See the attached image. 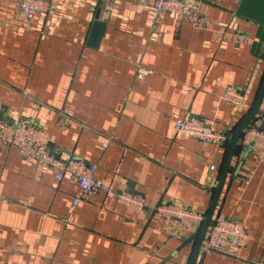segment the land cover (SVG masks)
<instances>
[{
  "label": "crops",
  "instance_id": "0c3cea01",
  "mask_svg": "<svg viewBox=\"0 0 264 264\" xmlns=\"http://www.w3.org/2000/svg\"><path fill=\"white\" fill-rule=\"evenodd\" d=\"M49 1L58 15L51 34L49 18L29 22L21 0H0V119L43 125L50 151L96 165L115 193L97 190L72 209L74 179H57L0 140V264H189L198 230L166 223L153 207L177 201L206 214L218 185L209 179L219 182L230 141L178 135L172 117L195 115L232 136L264 79V0H201L209 29L170 14L154 25L141 0H117L114 13L101 8L96 44L89 4ZM220 23L252 41L231 42L233 28ZM139 66L152 72L138 78ZM229 84L246 93L239 109L221 97ZM238 144L212 217L220 210L241 221L248 241L241 250L200 248L196 264H264V162L240 156ZM124 190L144 196L142 211L116 197Z\"/></svg>",
  "mask_w": 264,
  "mask_h": 264
},
{
  "label": "built area",
  "instance_id": "2783aa9c",
  "mask_svg": "<svg viewBox=\"0 0 264 264\" xmlns=\"http://www.w3.org/2000/svg\"><path fill=\"white\" fill-rule=\"evenodd\" d=\"M116 1L72 0L75 4H89L93 12L101 7L103 8V15L112 14L117 10ZM200 4L201 0H141L137 4V8L147 11L150 23L154 25L157 24L156 21L161 15L170 14L174 18L185 19L196 28L209 29L212 25V19L201 11ZM55 10L56 6L51 4L49 0H21L20 2V12L27 21L33 22L38 15L49 18L46 19V34L53 33ZM49 14L50 17H48ZM220 24L222 28H233L230 34L231 42L239 44L252 41V37L239 30L235 24ZM150 72H152L150 69L139 66L136 76L143 78ZM221 97L237 109L246 103L245 91L232 84L225 86ZM172 121L176 134H187L203 143L223 144L231 139L228 132L213 129L206 119L195 115L175 114ZM263 122L264 112H259L244 129V133L238 141V154L240 156L251 152L256 161L264 162V127H261ZM0 140L5 145L14 146L26 162L36 164L43 171L53 173L57 179L61 180L65 177L74 179L79 191L72 197V209H75L86 197L97 190L115 193L110 185L97 176L98 168L96 165L87 164L75 156L58 155L50 151L48 148L49 136L46 128L41 124L14 116L0 119ZM110 140V137H104L101 145L106 147ZM211 170L219 171V167L212 164ZM209 180L211 186L216 187L218 178L211 176ZM115 195L131 211L140 212L145 207L144 196L140 193L124 190ZM153 209L166 223L175 224L181 228L199 230L206 217L204 212L184 206L177 201L159 203ZM248 238V231L241 221L235 220L219 210L212 217L201 248L225 251L230 246L236 250H241L246 245Z\"/></svg>",
  "mask_w": 264,
  "mask_h": 264
},
{
  "label": "water",
  "instance_id": "95a60500",
  "mask_svg": "<svg viewBox=\"0 0 264 264\" xmlns=\"http://www.w3.org/2000/svg\"><path fill=\"white\" fill-rule=\"evenodd\" d=\"M105 27V21L101 20V7H98L96 9L95 15H94V21H93V28H92V33L90 36V40L96 44L99 40L100 35L103 33ZM264 99V79L261 84V87L259 89L258 95L256 97V100L254 102V105L251 109V111L244 117V119L236 126L235 130L233 131V134L230 139V144H229V152L227 153V157L225 160V163L223 165L221 174H220V179L215 191V195L212 201V204L206 213L205 220L198 230L197 236H196V242L194 249L192 251L191 257L189 264H196L197 257L200 252V248L202 245V241L205 237L206 231L209 228L211 222H212V214L216 205V201L219 197V194L222 190L223 184L226 180V176L229 171L230 167V162H231V154L235 150L237 143L239 141V138L241 137L243 130L252 122V120L255 118L262 101ZM261 127H264V122L261 124Z\"/></svg>",
  "mask_w": 264,
  "mask_h": 264
},
{
  "label": "trees",
  "instance_id": "16d2710c",
  "mask_svg": "<svg viewBox=\"0 0 264 264\" xmlns=\"http://www.w3.org/2000/svg\"><path fill=\"white\" fill-rule=\"evenodd\" d=\"M236 148H237V146H236ZM236 148H235V149H236Z\"/></svg>",
  "mask_w": 264,
  "mask_h": 264
}]
</instances>
